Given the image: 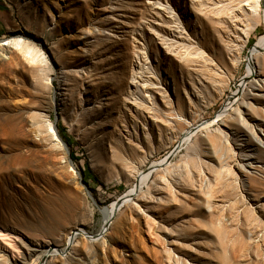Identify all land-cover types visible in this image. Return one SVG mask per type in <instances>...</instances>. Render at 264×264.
<instances>
[{
  "label": "rangeland",
  "instance_id": "rangeland-1",
  "mask_svg": "<svg viewBox=\"0 0 264 264\" xmlns=\"http://www.w3.org/2000/svg\"><path fill=\"white\" fill-rule=\"evenodd\" d=\"M253 2L0 0V55H19L0 56V233L66 249L46 264H264L263 53L222 113L264 35ZM176 147L101 233L102 209ZM78 228L101 234L69 248Z\"/></svg>",
  "mask_w": 264,
  "mask_h": 264
},
{
  "label": "bare ground",
  "instance_id": "bare-ground-1",
  "mask_svg": "<svg viewBox=\"0 0 264 264\" xmlns=\"http://www.w3.org/2000/svg\"><path fill=\"white\" fill-rule=\"evenodd\" d=\"M259 1L260 0H254V2L252 4L251 3L249 4L250 11L252 13L257 12ZM219 34H220V36H218V38H219L220 42L223 44V46L225 47V49L227 50V52L233 51L234 45L236 44L234 42L235 39H234L233 34L232 33H223V35L221 33H219ZM249 34H250V31L247 28L246 36H249ZM11 44H12V42L3 41L2 45L4 47L2 49L3 55L2 56L0 55L1 60L5 59L6 58L5 56H8V58L10 60H13L14 58L19 57V55L17 54V51L14 49V47L11 46ZM250 51H251V55L248 57V60L250 58H251V60L249 62L250 64L248 66V70H247L246 74L244 75V77L239 81V89L235 93H233L228 98V100L226 101L225 105L223 106V109H222L223 112L222 113L226 112L232 106L238 104L239 99L243 95L244 91L246 90L248 83H252V85H253L254 82L259 81V78H260L258 76L259 71L255 66L256 63H255L254 58H255V55H258L260 53L264 54V35H262L259 38V40L255 43V45H253V48ZM211 54L213 56H215V54L217 55V52L215 53L214 51H212ZM221 54H223V53L221 52ZM221 56H223V55H221ZM139 68L143 69V66H141ZM139 74L143 75V71L137 72L136 74H134L132 76L131 84L135 85L139 81L137 79L139 77L138 76ZM213 80L215 82V77H213ZM135 86H137V85H135ZM149 89H150V87L147 86L146 89L143 90V92L148 93L149 96H152ZM218 116H219V114H218ZM178 119L179 120H187L184 116H178ZM213 121H215V119L209 120L207 124L199 125V126L193 127L192 129H187L186 131L182 132V134H181L182 141L187 140L188 137H190L194 132H197L198 130H200L202 128L210 126L211 123H213ZM48 129H49L48 133H49L50 138H51V143H53L54 147H56V148H62L64 146L62 139L59 136H57L58 135V134H56L57 132L55 131V129H53V122L48 121ZM40 131H41V129H40ZM40 134H42V132H40ZM167 162H169V159H167V158L163 159L162 161L160 160L158 162H153V164L150 166V168L148 170L143 171L141 174H139L137 177V181L139 182L138 186H135V183H134V185L130 189H128L122 195H120V196H124L123 197L124 198L123 203L129 202V200H131L132 196L134 194H136L142 188L143 184L146 183V181L148 180V178L150 177L152 172L155 169H157L158 167L167 164ZM36 163L39 164L40 161L37 160ZM118 198H116L114 201H112L105 208L102 209V211L105 215V226L103 227L101 233H104L103 231H106L109 228L108 226L110 225L112 219L115 217L117 211L119 210L120 205L117 202ZM74 232H76V233H74ZM79 236L87 237L91 241H96L99 238L98 236H92V235L88 234L85 230L78 228V230L68 233L67 236L65 237L66 241H67V245L69 248H71L75 239ZM40 240H32L29 242H24V243H22V246L19 247L20 249H16L17 247L15 248V245L11 242V240L9 239V236L7 234L0 233V257L5 258L8 264H33V262L30 261V259L32 256H34L35 253H39L40 257L41 258L43 257L45 259V257H47L49 255L64 254L66 251V249L62 250L61 248H57L56 246H54V244L52 242L44 243ZM42 264H46V262H43Z\"/></svg>",
  "mask_w": 264,
  "mask_h": 264
},
{
  "label": "water",
  "instance_id": "water-1",
  "mask_svg": "<svg viewBox=\"0 0 264 264\" xmlns=\"http://www.w3.org/2000/svg\"><path fill=\"white\" fill-rule=\"evenodd\" d=\"M251 55V51H249L248 52V57ZM249 61V60H248ZM54 127L55 128H57V124H55L54 125ZM57 132V131H56ZM57 134H58V136L62 139V137H61V135L57 132ZM62 142H63V144H66V142H64V140L62 139ZM178 147H176L169 155H168V157H167V159H169V161L172 159V157L176 154V152L178 151V149H177ZM150 168V167H149ZM138 184H139V182L137 181L136 183H135V186H138ZM124 196H120L119 198H118V200H117V202L119 203V208L124 204L123 203V200H124V198H123ZM105 224V223H104ZM74 233H76V232H74ZM100 234V232L99 233H94V234H92V236H97V235H99ZM43 262H45V259H44V261Z\"/></svg>",
  "mask_w": 264,
  "mask_h": 264
},
{
  "label": "trees",
  "instance_id": "trees-1",
  "mask_svg": "<svg viewBox=\"0 0 264 264\" xmlns=\"http://www.w3.org/2000/svg\"><path fill=\"white\" fill-rule=\"evenodd\" d=\"M87 170H88L89 172H91V169H90V167H88V168H87Z\"/></svg>",
  "mask_w": 264,
  "mask_h": 264
}]
</instances>
